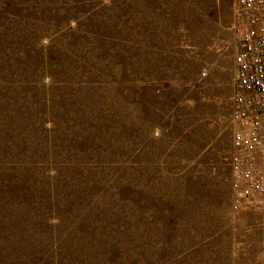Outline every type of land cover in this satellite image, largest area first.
I'll return each instance as SVG.
<instances>
[{
  "label": "rangeland",
  "instance_id": "374dc122",
  "mask_svg": "<svg viewBox=\"0 0 264 264\" xmlns=\"http://www.w3.org/2000/svg\"><path fill=\"white\" fill-rule=\"evenodd\" d=\"M236 23L234 0H0V264H264V194L231 206Z\"/></svg>",
  "mask_w": 264,
  "mask_h": 264
},
{
  "label": "built area",
  "instance_id": "2783aa9c",
  "mask_svg": "<svg viewBox=\"0 0 264 264\" xmlns=\"http://www.w3.org/2000/svg\"><path fill=\"white\" fill-rule=\"evenodd\" d=\"M237 36L230 119L231 203L234 210L253 207L264 194L254 155L264 148V0H234Z\"/></svg>",
  "mask_w": 264,
  "mask_h": 264
}]
</instances>
